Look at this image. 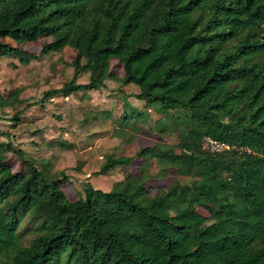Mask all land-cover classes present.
Wrapping results in <instances>:
<instances>
[{"label":"trees","instance_id":"obj_1","mask_svg":"<svg viewBox=\"0 0 264 264\" xmlns=\"http://www.w3.org/2000/svg\"><path fill=\"white\" fill-rule=\"evenodd\" d=\"M45 39L40 55L25 49ZM66 48L77 53L75 79L40 104L105 88L119 63L138 100L190 113L180 154L165 158L190 184L149 199L128 175L123 192L87 183L71 202L65 171L0 141V264H264V0H0V58L28 66ZM81 74L88 83H77ZM20 95L0 92V108L23 103ZM206 137L231 149L206 152ZM136 158L154 155L144 148ZM134 160L110 156L93 175Z\"/></svg>","mask_w":264,"mask_h":264},{"label":"rangeland","instance_id":"obj_2","mask_svg":"<svg viewBox=\"0 0 264 264\" xmlns=\"http://www.w3.org/2000/svg\"><path fill=\"white\" fill-rule=\"evenodd\" d=\"M46 41L25 49L38 56ZM76 56L73 49L66 48L62 53L38 57L28 66L21 65L13 55L0 58L1 95L7 99L19 90V101H23L0 108V141L11 142L38 164L49 163L52 172L65 171L69 181L63 191L71 202L84 195L87 183L104 192H123L128 175L141 178L149 199L170 196V187L190 184L189 178L179 177L165 162L166 157L180 154V135L193 128L190 113L160 104L147 106L138 100L140 89L123 83L124 70L119 63H113L116 78L107 80L105 88L69 98L56 96L40 104L46 91L59 89L75 79L72 62ZM76 80L86 84L89 74H81ZM33 103L39 104L28 107ZM18 113L22 114L17 124L12 119ZM144 148H150L154 155L149 163L136 158ZM110 156L135 160L106 176H94ZM7 157L14 173L23 170L16 155L8 153ZM194 181L191 179V184ZM168 201L173 207V199ZM198 212L208 219L205 227L214 223L206 211L199 208ZM30 239L27 233L25 240Z\"/></svg>","mask_w":264,"mask_h":264},{"label":"built area","instance_id":"obj_3","mask_svg":"<svg viewBox=\"0 0 264 264\" xmlns=\"http://www.w3.org/2000/svg\"><path fill=\"white\" fill-rule=\"evenodd\" d=\"M203 150L211 154H221L231 149L230 144L206 137L203 142Z\"/></svg>","mask_w":264,"mask_h":264}]
</instances>
